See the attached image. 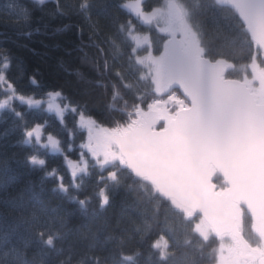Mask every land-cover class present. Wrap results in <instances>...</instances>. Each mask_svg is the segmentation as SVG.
Instances as JSON below:
<instances>
[{"label": "trees", "instance_id": "trees-1", "mask_svg": "<svg viewBox=\"0 0 264 264\" xmlns=\"http://www.w3.org/2000/svg\"><path fill=\"white\" fill-rule=\"evenodd\" d=\"M167 2L0 0V103L11 99L0 107V264L219 262L223 238L204 235L200 215L161 197L124 160L100 166L84 148L89 130L81 115L87 125L125 131L139 110L171 94L162 89L167 36L146 19ZM179 2L189 12L202 56L229 65L225 78L242 80L241 69L253 63L264 68L263 54L233 7L220 0ZM56 92L67 108L63 119L48 107L49 94ZM20 96L43 102L29 105ZM36 125L59 142L60 151L34 137L28 142L25 130ZM164 127L162 122L157 129ZM30 157L45 164L33 165ZM80 160L87 170L73 177L69 162ZM61 176L76 200L57 187ZM213 183L217 192L227 191L217 172ZM102 190L108 197L103 207ZM241 210L240 230L260 248L263 239Z\"/></svg>", "mask_w": 264, "mask_h": 264}, {"label": "water", "instance_id": "water-1", "mask_svg": "<svg viewBox=\"0 0 264 264\" xmlns=\"http://www.w3.org/2000/svg\"><path fill=\"white\" fill-rule=\"evenodd\" d=\"M220 2L235 9L264 56V0ZM169 35L161 58L165 81L184 91L190 105L163 129H157L158 111L139 110L133 127L115 130L117 148L135 177L200 215L216 236L232 235L241 258H254L258 250L243 236L234 206L248 213L264 239V104L245 83L225 78L222 64L187 56L178 36ZM213 169L227 185L224 195Z\"/></svg>", "mask_w": 264, "mask_h": 264}, {"label": "rangeland", "instance_id": "rangeland-1", "mask_svg": "<svg viewBox=\"0 0 264 264\" xmlns=\"http://www.w3.org/2000/svg\"><path fill=\"white\" fill-rule=\"evenodd\" d=\"M147 21H154L157 22L160 26L167 39L170 38L169 32H174L178 38L181 40V44L183 49L185 50L187 56L191 58H198L202 56V49L199 42V37L197 33L194 31L189 17V12L186 7L179 2V0H169L167 5L164 6L162 9L158 10L157 12L150 15L146 18ZM168 41V40H167ZM169 51V48L166 44V52L163 56ZM226 69L229 65L224 63H220ZM164 70V68H163ZM243 83L249 88L250 92L255 96V99L258 104H264V68L260 67L259 64L253 63L248 67H243L242 69ZM165 73V70H164ZM225 77V76H224ZM165 77L163 80V87L162 89L165 93L171 92L168 98L165 101H155L151 104L150 109L147 110L145 113L149 112L150 110H156L159 112L161 123H165V127H167L172 119L175 118L177 112L183 108H186L189 105L186 102V99L182 93L186 94L184 91H171L173 87L168 85L165 81ZM182 92V93H181ZM188 97V95L186 94ZM11 99L7 100V103L3 102V106H6ZM24 101V100H22ZM52 105V110L55 112L60 119H63L67 108H63L60 103L56 99H49L48 100V107ZM56 105H59L60 109L63 110V117L61 118L60 114L56 110ZM179 108L176 113L170 112L172 108ZM138 115L136 117V120ZM136 120L134 121L133 127L136 124ZM89 133H88V140L85 144L86 152L96 161V163L100 166H108L117 161H123V157L120 151L117 148L115 142V130L111 131L105 128L98 127L97 125L90 123L87 125ZM130 127V128H131ZM164 127V128H165ZM35 138V137H34ZM53 138V137H52ZM35 141L37 142L36 138ZM42 142H38L42 144L44 147L49 148L51 151L58 152L60 151V147L54 148L52 144L57 140L54 138L53 141H49V137H41ZM80 171L77 172L76 176L86 172L87 170V163L85 160L74 161L73 162ZM70 166V164H69ZM71 172L73 168L70 166ZM215 170L213 169V174ZM219 193V192H218ZM220 194H226V192H220ZM238 224L241 227L242 225V210L241 207L235 204L234 206ZM199 229L201 230L204 235H209L213 232L212 228L208 225V223L202 219ZM220 238H223L221 244V255L219 258V262L217 264H264V239L263 244L260 248L257 247V254L254 258L248 256L247 258H241V246L238 243L237 239H235L232 235H224ZM251 255V254H249Z\"/></svg>", "mask_w": 264, "mask_h": 264}, {"label": "snow or ice", "instance_id": "snow-or-ice-1", "mask_svg": "<svg viewBox=\"0 0 264 264\" xmlns=\"http://www.w3.org/2000/svg\"><path fill=\"white\" fill-rule=\"evenodd\" d=\"M40 2L43 3V0H40ZM134 39H136V38H134ZM141 44H142V41H140L139 39H137V47H140ZM9 66H10V62L5 64V67H9ZM33 82H35L34 78H33ZM12 87L14 88V86H12ZM49 95H51L52 98L55 99L56 97L61 96L62 93H60V92H56L55 94H51V93H50ZM19 98H20L21 100H26V102H27L29 105H32L33 103H35V104L38 106V105H40V104L43 102V101H41V100H33L32 98H25V97H23V96H20ZM4 103H7V101H5ZM0 107H3V104H2V103H0ZM55 107H56L57 112L60 114V116H61V118H62V117H63V110L60 109L59 105H56ZM49 108H50V109L52 108V105H51V104L49 105ZM80 119H81V121L83 122V125H84V126H87V124L89 123V121H87L83 115H81ZM25 135H26V137L28 138V142H31V140H32L33 137L36 138L37 142H42V141H41V137L44 135V133H43V126H41V125H36V126H34L33 129H31V130H27V129H26V130H25ZM53 139H54V138H52L51 136H49V141H50V142L53 141ZM52 146H53L54 148H58V147H59V142H58V141L54 142V143L52 144ZM29 159H30V161H31V163H32L33 165L39 164L40 166H43V165L45 164V161H44V160L37 159L36 157H30ZM69 164H70V166L73 168L72 176L75 177L76 174H77V172L80 171L81 169H79V168H78L73 162H71V161L69 162ZM47 175H48V176H53V175H55V173L52 172V173H48ZM58 181H59V183H58L57 187L59 188V190H60L64 195H68L69 198H70L71 200H76L77 198H76L75 196H70V194H69V188H68V186H66V185L63 183V177H62V176H61V177H58ZM74 186H75V187H79V185H74ZM98 195L102 198V204H101V207H103L104 204H107V202H108V197H107V195L105 194V192H104L103 190H102ZM79 203H80L81 205H84V204H85V201L80 200ZM41 235H42V234H41ZM47 242H48L49 244H51V243H52L51 238H49V240H48Z\"/></svg>", "mask_w": 264, "mask_h": 264}]
</instances>
